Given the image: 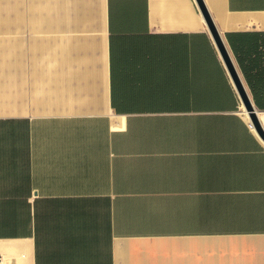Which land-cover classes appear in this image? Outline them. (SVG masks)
<instances>
[{
	"label": "crops",
	"instance_id": "crops-1",
	"mask_svg": "<svg viewBox=\"0 0 264 264\" xmlns=\"http://www.w3.org/2000/svg\"><path fill=\"white\" fill-rule=\"evenodd\" d=\"M264 0H0V255L264 264Z\"/></svg>",
	"mask_w": 264,
	"mask_h": 264
},
{
	"label": "water",
	"instance_id": "water-1",
	"mask_svg": "<svg viewBox=\"0 0 264 264\" xmlns=\"http://www.w3.org/2000/svg\"><path fill=\"white\" fill-rule=\"evenodd\" d=\"M202 4V3H201ZM202 7L208 17V22H209V27H210V31L211 34L215 40V43L219 49V52L221 54V56L223 57V59L225 60L227 67L232 75V78L234 80L235 85L237 86V89L241 95L242 101L245 105V108L247 110V112L249 113L250 119L253 122V124L255 125L256 129L259 131V133L261 134V136L264 138V130L262 128V125L260 123V119L259 116L257 114V112L255 111V108L247 94V91L245 89V86L241 80V77L237 71V68L235 66V63L231 57V54L227 48V46L225 45L217 27L215 26L214 22L212 21V19L209 17V15L207 14V11L205 9V7L202 4Z\"/></svg>",
	"mask_w": 264,
	"mask_h": 264
},
{
	"label": "built area",
	"instance_id": "built-area-1",
	"mask_svg": "<svg viewBox=\"0 0 264 264\" xmlns=\"http://www.w3.org/2000/svg\"><path fill=\"white\" fill-rule=\"evenodd\" d=\"M0 264H14V263L8 262L4 256L0 255Z\"/></svg>",
	"mask_w": 264,
	"mask_h": 264
}]
</instances>
